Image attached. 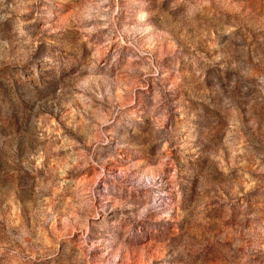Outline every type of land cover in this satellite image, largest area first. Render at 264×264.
<instances>
[{
	"label": "rangeland",
	"instance_id": "obj_1",
	"mask_svg": "<svg viewBox=\"0 0 264 264\" xmlns=\"http://www.w3.org/2000/svg\"><path fill=\"white\" fill-rule=\"evenodd\" d=\"M0 264H264V0H0Z\"/></svg>",
	"mask_w": 264,
	"mask_h": 264
}]
</instances>
